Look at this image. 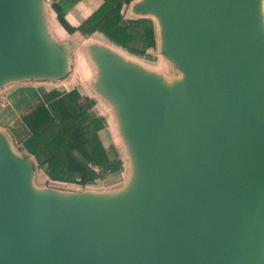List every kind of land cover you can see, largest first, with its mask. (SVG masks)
<instances>
[{"label": "water", "instance_id": "water-1", "mask_svg": "<svg viewBox=\"0 0 264 264\" xmlns=\"http://www.w3.org/2000/svg\"><path fill=\"white\" fill-rule=\"evenodd\" d=\"M263 3L134 5L160 21L183 62L185 115L131 59L90 48L136 165L119 194L38 190L33 160L0 132V264H264ZM42 8L40 0H0V32L15 42L0 52V88L66 76Z\"/></svg>", "mask_w": 264, "mask_h": 264}, {"label": "trees", "instance_id": "trees-1", "mask_svg": "<svg viewBox=\"0 0 264 264\" xmlns=\"http://www.w3.org/2000/svg\"><path fill=\"white\" fill-rule=\"evenodd\" d=\"M57 23L69 35L101 34L133 57L150 58L159 47V23L150 17L128 19L126 11L139 0H103L101 7L81 26L74 27L68 14L83 0H53ZM96 102L78 89H52L13 129L20 149L35 166L44 168L55 184L95 185L106 176L124 171L115 149L108 151L100 137L105 120L93 117Z\"/></svg>", "mask_w": 264, "mask_h": 264}, {"label": "crops", "instance_id": "crops-1", "mask_svg": "<svg viewBox=\"0 0 264 264\" xmlns=\"http://www.w3.org/2000/svg\"><path fill=\"white\" fill-rule=\"evenodd\" d=\"M53 0H40V3L43 4L42 13L44 14V20L46 23L47 28V34L51 37L58 38V44L59 46H62L63 40H59L60 38L65 37V33L68 37V39H81L83 38L84 41H93L95 37H98L97 41L99 46L105 47L111 51H115L119 54L121 52L123 53V49L116 46L115 44L111 43L108 39H106L101 34H95L92 36H84L81 33L77 32L73 35L67 34L57 23L56 15L52 9ZM103 4V0H83L81 1L67 16V20L71 25L74 27L81 26L93 13H95ZM264 4V3H263ZM264 7V6H263ZM133 15L136 18H141L135 13ZM134 17V18H135ZM132 18V19H134ZM135 18V19H136ZM153 18V17H150ZM127 18L124 22L126 24ZM67 40V39H66ZM63 49V48H62ZM91 52V51H90ZM130 55V54H129ZM132 56L130 55L129 59ZM73 65V64H72ZM99 68L98 64H96ZM76 68V65L73 66ZM72 67V68H73ZM71 64L67 65V71L66 76L64 77V81L67 82V84L75 85L71 89L67 88L65 90L70 91L73 89H78L80 93L83 95V97H88L96 102L95 107L91 110V114L93 117L97 118L100 117L105 120L106 127L100 132L101 140L105 146V148L110 151L112 149H115V151L118 153V156L123 160L124 162V171L127 168V165L129 166L128 169V175L126 176L123 183H119L116 185V187L110 188V189H103L104 191H97L93 190V187L100 185L102 183H108L109 179L112 177H116L119 175L122 176L124 173H117L110 176H106L102 180H98L95 185H91L88 187H82L74 185L75 188L71 191H88L92 194H98V195H105L109 193H120L128 189L129 185L133 183L136 177V165L133 161V158L131 156V151L128 143L126 142L125 138L122 135V121L120 112L117 109L114 102L110 101L108 98H106L102 93L100 92V89L98 88V84H95L91 89L89 88H83V83L80 82L82 80L79 79L78 75H74L70 71ZM78 68V67H77ZM99 76L101 75V71L99 68ZM35 80V79H34ZM40 81H29L28 83H20L16 85L11 86H2L0 88V132L7 138L12 151L15 149L21 147L22 144H18L16 147L13 144L10 136L5 132L10 130L11 134L14 137L13 128L15 127V124L17 121L21 120L22 116L27 114L31 109L37 105L47 93H49V89H47L46 84L47 83H38ZM87 89V90H86ZM90 91V92H89ZM91 93V94H90ZM14 107H17V109L14 110ZM117 131L118 136L120 138V141L122 142V146L124 147V156L120 154V150L117 148L116 140H115V131ZM12 137V136H11ZM18 149V150H19ZM21 150V149H20ZM22 155L24 158L29 159L24 152H22ZM44 177L47 179V175L44 168H39ZM37 170L38 167L36 166L34 168V176H33V184L34 186L35 179L37 177ZM41 175V174H39ZM49 179V178H48ZM120 182V179L118 180ZM117 181V183H118ZM61 184V183H60ZM123 184V185H122ZM50 189H57L59 191L63 192H70V191H64L62 189H59L57 187H50Z\"/></svg>", "mask_w": 264, "mask_h": 264}, {"label": "rangeland", "instance_id": "rangeland-1", "mask_svg": "<svg viewBox=\"0 0 264 264\" xmlns=\"http://www.w3.org/2000/svg\"><path fill=\"white\" fill-rule=\"evenodd\" d=\"M142 1L143 0H139V3H141ZM136 4L137 2L133 4V7H135ZM133 7L132 9L130 8V9H127L126 11L127 20L135 17L133 15V13H135ZM138 16L141 18L149 17V16H141V15H138ZM154 19L158 23L160 22L157 18H154ZM159 27H160V36H159L158 50L152 51L150 54V58H138V57L132 56L130 59L133 61V64L140 66L141 70L148 73V76L152 77V79L154 80L156 79L157 82H159L160 85L163 87L161 88V86L157 84L159 88L165 89V91L169 93L168 94V96L170 97L169 105L171 109L174 110L176 113L185 115L187 114V111H188V108H184L186 106L183 107V105H186L185 100L187 99V93H185L186 80H187L186 78L187 76L185 74V68L180 58L178 59L175 55H173L172 51L170 50L169 45L166 44V39H167L166 32L164 34L160 24H159ZM51 38L55 40V42L58 41V38H56V36L51 37ZM62 38L63 39L60 38L59 40H63L61 41L62 42L61 45L63 46V52L67 57L68 65L71 64V68H70L71 73L79 76V79L82 80L80 82L83 83L82 85L84 86L83 87L84 89L85 88L91 89L95 84H98L100 80V76L98 75L99 68L96 65L97 63H96L95 58H93L92 53L90 52L91 47L99 46L98 41H97L98 37H95L93 41H84L83 38L75 40L73 38L68 39L65 33V37L62 36ZM0 39H1L0 52H6L15 45L14 44L15 42L13 40L4 38L1 32H0ZM121 55L126 57L127 59H129L130 57L129 53H127L126 51H123V53L121 52ZM74 65H76V68L73 67ZM64 80H65L64 77H61V78L58 77L54 79L35 78V80L34 79H21V80L9 82L5 86H11V85H16L20 83H28L29 81H35V82L40 81L38 83H47L46 87L49 90H52V89L65 90L66 88L68 90L75 86L74 84L69 85L67 84V82H62ZM190 104L191 102L188 104L189 107H190ZM15 109H17V107H14V110ZM17 127L18 126L16 123L13 129ZM114 131H115V140H116L117 148L120 150V154L124 156V147L122 146V142L120 141L117 131L115 129ZM5 132L10 136L13 144L16 147L18 145L17 143L19 139L13 138V135L11 134L10 130L5 131ZM18 149L19 148L15 149L13 152L19 157H24L22 155V151ZM127 168L129 169L128 165H127ZM128 169H125L122 176L119 175V177L118 176L112 177L109 179L108 183H102L100 185H97L93 187V190L104 191L103 189L108 190L110 188L116 187V185H118L119 183H123L126 176L128 175ZM39 174L43 176L42 179H40ZM119 179H120V182L118 181ZM34 183L36 185L35 187L38 190H45L46 188H50L52 186L62 189L64 191H71L75 188L74 185L60 184V183L55 184L51 182L48 178L46 179L44 177L39 167L37 170V177ZM76 190L77 189H75L74 191Z\"/></svg>", "mask_w": 264, "mask_h": 264}, {"label": "bare ground", "instance_id": "bare-ground-1", "mask_svg": "<svg viewBox=\"0 0 264 264\" xmlns=\"http://www.w3.org/2000/svg\"><path fill=\"white\" fill-rule=\"evenodd\" d=\"M42 177H43V176H42V175H40V179H42Z\"/></svg>", "mask_w": 264, "mask_h": 264}]
</instances>
